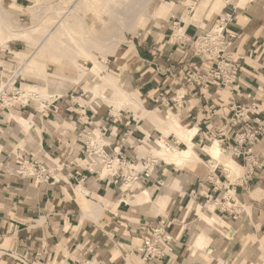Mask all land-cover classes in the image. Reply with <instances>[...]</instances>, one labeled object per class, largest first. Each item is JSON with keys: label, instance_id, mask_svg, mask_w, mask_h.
<instances>
[{"label": "rangeland", "instance_id": "obj_1", "mask_svg": "<svg viewBox=\"0 0 264 264\" xmlns=\"http://www.w3.org/2000/svg\"><path fill=\"white\" fill-rule=\"evenodd\" d=\"M132 1L138 0H129L126 5V10H123V8H121L122 6H120V3L121 5H123V0H117L116 2H114L115 5L113 6L115 7L116 11L118 10L120 12L127 13L133 10V8L135 7L133 6V4L138 3H134ZM145 1L146 0H144V2ZM152 1L157 4L154 8V11L150 10V7L143 11H140L135 18L133 17L134 19L132 18L131 26L129 28L123 29V27L119 25L120 20L117 15L112 14L110 18L102 22L98 18H103V16L100 17L96 16L95 14V11L98 10L99 7H94L92 3H90L89 5L93 8H89L90 6L83 7L82 0H0V25L2 24L8 26L10 24V28L8 26L4 29L2 25L0 26V32L4 29L3 33H0V49H4V51L0 50V87L10 80V82H12L14 86L20 87L21 89L27 91V93L36 94L35 100H38L35 101L36 104H41L40 95H42V98L45 100L44 104H42L41 106H35L32 104V102L30 103L29 106H31L32 109H35V111L31 109L30 116H28L29 113L27 114V134L30 130V127L32 128L37 127V125L39 126V116H37V114H33L39 111H43V113L45 114L47 112V114L54 122L51 124H53V126H55L56 128H75L78 130V132H94V134L97 130H99L103 137L110 136L109 134H106L108 127H110L109 124L111 125L112 130H114V134L117 135L118 138H120V132H123L124 130L140 133V130L138 128H142L145 131L153 129L150 127L147 120V114L149 110L143 109L141 105L140 108L142 110L138 111L136 110L137 107H134L132 105L118 104V100L120 101V99L116 94L117 87L114 86V84H112L111 82H103L102 86H100V89L102 91L100 90L97 94L94 93L93 89L99 82V78L108 76H112L114 77V79H117L119 88H127L128 86H131V88L136 91L139 96H137L131 88H129L127 91H129L130 94L132 93L140 104L142 101L144 107L151 109L155 108L165 116L169 111L178 115L179 118L181 115L184 117L188 116V113H185L186 109H184L185 101L191 99L192 97L198 96L199 91H201L202 89L198 90L197 92L195 91L192 94L187 93L188 95H186V100L184 101V103H182V101L179 105H177L174 109L175 111L170 108L172 106H166L164 104L162 105L160 102H153L152 100V102H150L146 98L147 93H149L147 92L149 87H152L151 89H156L157 93L155 95L159 94L160 92H167V94H165L167 98L176 97L175 94L177 90L182 93H185L186 91L183 85L185 83V76L187 71L184 72L182 69L184 68V66H187V64L184 63V61L187 60L184 58V56L186 53L189 54L190 51H192V47L190 46L188 47V49H186V46L180 43L181 40H174V35L177 34V30L180 29V27H183L182 32L185 31V35H188L187 30L184 27L185 25L188 26L190 24H194L193 26H205L203 21H205L206 19L207 21H211V24L208 25L209 29L215 24V20L218 14L230 10L234 11L233 16L234 14L236 16H239V22H237V24L239 25H243L245 22L244 20H246L243 17V15L245 16L244 13H246V15L248 13H251L255 16L264 15V0H249L245 6H236V4L232 3V0H212L205 11L200 15H198L197 13V6L200 0H197L196 2H191L192 0ZM168 3L173 4L174 7L167 11L166 4ZM175 7L176 9H178L175 10ZM69 8L73 9L72 12H70V16L68 15ZM87 10L89 11V13ZM135 10H133V12ZM255 10H257V12H254ZM173 16L181 18L185 22V24L183 23L182 26H174V23H172ZM61 18H63L64 22L68 26H72L70 28L73 29V31L77 30V33L75 34L77 35L78 39L70 40L65 33L63 34V37L65 36L64 38H54L50 36L49 39V31L56 30L58 28H54V25L58 24ZM85 22L90 28V31L93 33V35L105 38L103 41L104 43L102 42L103 45L96 44V42L89 37V33L85 29H83ZM31 28L35 29V33L38 38L36 42L37 44L35 42L11 36V34L17 30ZM205 30H207V28ZM164 34L167 35V39L171 40L170 44L174 45V51L176 49L175 52L180 54L176 56V58L172 59V55L169 57L168 55H161V52L159 50L155 52L154 46L155 44H162L161 37H163ZM199 34H197V36ZM143 38L145 40L141 43H143V46L145 47V54H147L149 57L141 58V56L137 54L136 44L138 40H141ZM62 39L66 40V44L62 45L61 43H59V41ZM154 39H157V41H153ZM67 43L69 45H67ZM40 45L42 46L41 48H39ZM237 45L238 44L235 43L233 50H231L232 59L236 63H238L239 67L237 80L229 87H212L214 93L220 91L219 94L224 98V102H226V106H228L230 110L226 115L227 119L225 120V125L223 127V130H225L227 136H229L231 132V130L227 129L229 119L234 115L236 110L234 108L236 106H242L245 108L249 107L251 109L250 114L253 118L260 117L258 115L260 113L264 114V45L261 44V48H259L258 50L248 49L242 51V49L240 48L239 52L242 51V55L240 54L239 57H237V53H235L236 49H238ZM80 47H82L83 49L82 52ZM183 51H185L186 53ZM86 53L87 55L85 56ZM87 56L92 57L95 61H97L98 65L101 67V70L95 71L93 60H90ZM191 60L192 61H190L189 63L187 62L188 68H190L189 66H191V64L195 61L194 58ZM176 61H178L177 63L179 65L181 64L183 67L178 68V65H176ZM59 75L60 77L65 76L67 78H74L77 81H62L59 80V78H52L53 76L59 77ZM249 75H251L254 80H256V86L258 87L255 89L254 93H250V90L248 88L242 86V80L245 79V76L247 78V76ZM110 81L114 82V80ZM55 85L57 86L55 87ZM169 86H172V88H169ZM10 90L12 91V89ZM106 90L108 91V94L104 95L103 91ZM49 94L50 96H48ZM152 94L153 93H151L150 95ZM32 97L33 96H31L30 98ZM50 97L53 98L50 99ZM57 97H61V100H64V102H66V105L63 108L61 107V105H59L58 112L55 113L52 112L51 109H53L54 104H56V101L54 99ZM154 100H156V98ZM54 101L55 103H53ZM116 103L120 106L118 107ZM193 104L195 103L192 102L191 105ZM29 106H27V108H29ZM68 107L71 109L67 110ZM212 112V107L209 106L207 113ZM170 115L173 116L172 114ZM159 117L162 118L165 122L163 121L161 123L159 120H156L157 124L161 127H156L153 130L155 133L160 132L164 134V138L157 139L161 140V144H163L162 140L167 141V143L169 144H174L173 139L175 138L176 140H178V138L174 134H172L173 128L169 123V120L164 119L161 116ZM181 121L187 128H192L197 125L192 124L190 126L187 124V121ZM162 127H164L167 132L172 133L165 135ZM169 127H171L172 130L171 128L169 129ZM183 128L185 129V127ZM36 130L39 132V127H37ZM174 133H176L175 130ZM214 135L216 136V133H211L209 140L205 139L204 142L201 143V145L197 144L198 153L200 155V159L197 162V157H194L189 161H185L180 164L183 165L182 168H176L177 172L175 173H173L172 168H169L173 166H169L165 162L169 160L162 158V156L156 150L158 148H155V150L153 148L154 154L162 158L159 159V162H161V164L157 167V170H160L159 174L161 175V178H159V180L162 181L161 185L158 183V181L153 184L164 187L165 191H169V180L168 182L165 181L166 178H169V176L170 178L181 179V177L177 176L179 173H185L187 172V170L192 172L204 171L207 163L211 166L210 169L213 170L215 166H217V163L221 160H223L225 165H229L230 160H233L229 156V154L232 155L230 151H225V153L222 152L223 154H221L220 157H218L215 161L213 160L211 163L207 162L208 158L203 153H208L204 151V148L210 144L213 145V142L215 141V139H217V137H215ZM114 136L109 137L113 140V142H111L112 144L115 143ZM37 138L38 136L36 135V133L34 135L32 134L30 137H27V143H29L28 145L30 147L35 146V141ZM82 138L84 139V137ZM175 144L181 148L185 146L183 142ZM171 147L177 148V146L163 145V147L159 149H166ZM150 149H152V146ZM64 152L67 151L64 150ZM72 152L73 151L69 149V151L65 154L66 157L67 155L69 156L73 154ZM61 153L63 154V152H59L58 156H60L59 154ZM144 154H149L150 157H153V155L150 154L149 150H147ZM16 155L19 156L20 154L16 153ZM29 156L31 158L37 157L35 153H27V159L30 158ZM47 158L48 159L46 160L54 162V159L51 156H48ZM189 162L193 164H188ZM185 164L188 165L185 167ZM1 167H3V165ZM226 168L230 169L231 174L229 173V175L234 183L241 181L243 186H246V195L251 196V198H254L259 203L264 201L263 187H248V184L245 181L246 179L244 178L247 169L243 167L241 170L238 165L232 166V168L231 165H229ZM32 182L34 186V180ZM129 183L130 182H128V184ZM131 184H133V186L129 188L119 186L121 188L120 191L124 193L121 194L118 198L112 200L108 197L114 205L111 204L107 210L103 211L99 223L95 224L91 221H83L84 225L79 231L74 230H76V226L80 225L81 215L77 217L76 221L71 222L72 224L69 221L66 222V225L68 222L71 224V229L69 231H65L63 229L64 227H59L60 225L58 224V219H60V217H58V215H55L52 218L45 217V215L43 214H41V216H35L36 222L33 223L35 224V226L31 228L32 234L37 231L36 235H33L36 236L37 240H35V247L31 243V248H29L30 246L28 247L27 245V251H23L18 247L17 243L16 245H13V239L8 240V245H4V248H0V261H2L3 259L6 260L5 263L1 264H53L59 255L67 254V251H69V249H71L70 253L66 255L65 261H63V263L61 264H68V262L66 261L67 258H70L71 260L73 258H77L80 255L85 256L89 259L98 257L106 260L108 264H123L124 258L128 261V264H143L142 257L139 254L138 249L141 242L146 237L147 232L145 228H141L142 225L138 223L139 219H136L135 216L142 213L145 217V220H148L147 222L156 221L155 215L157 214L163 215L162 217L168 216L164 215L165 213L159 211L156 207V209H144L140 204L135 205L127 203L125 198L133 199V195L138 193L139 189H141L140 186L142 185L141 183L137 182H132ZM77 185L79 184L74 183L73 187L67 192V194L70 193V197L68 196L67 200L69 199L71 201L70 204L68 201V205L71 208H75L81 213L80 206L78 205L79 203L77 204L76 202V197L78 196L81 202L87 201L91 205L101 204L103 206L106 204V201H104L102 198H99V200L98 198L97 200H93L91 199V196H87V198L89 199L87 200L84 195H79V193L75 194V197L74 193H77L79 191L76 190L77 192H74V189ZM182 185L183 184H179L177 180L176 185H173V187L179 188V190L182 191ZM149 186L151 185H142V187H146L147 189H150L152 191L153 188H149ZM233 192L232 194L238 203L237 209L241 212L240 217L243 216L241 222H244L247 219L246 222L256 224L254 205L245 202L242 199L240 192H238V194H236L235 191ZM158 193V191H156L155 193L152 191L153 201ZM121 199L124 200L122 201L123 203H120V206L116 207L115 202ZM211 204H209L210 210H214L211 208L216 207V205L215 203ZM209 205L207 206V210H209ZM48 208L52 212H57L58 209V207L52 203ZM256 208L258 207L256 206ZM117 210L121 212H117ZM121 215L127 218V220L131 221L132 226L127 227V221L121 219ZM43 218L44 221L41 222ZM65 219L67 220V218ZM225 219L226 218H224V220ZM240 219L241 218H239V220ZM220 220L224 221L221 218ZM133 222L136 223L133 224ZM87 224H90L91 227H88L89 225ZM219 225L223 226L227 225V223L225 221L223 222V224L217 223L210 226V228L208 229L218 230V228H220ZM89 228L92 229L90 230ZM252 229L255 230L254 227H252ZM52 233L55 234L53 235ZM51 234L54 238V242L51 238ZM90 235L91 238L95 237L97 240L94 245H89L88 236ZM70 236L72 237V239ZM120 236L122 237L120 238ZM66 237H70L68 246L65 245ZM249 238L252 239H250L248 242V248H244L242 255L238 256V258L233 260V262H227L225 258H221L220 255L217 256H219L220 259H223L226 264H259V255L262 252L254 254V249L251 248V244L260 241L255 239V237L253 238L252 236H250ZM74 242L78 244L74 245ZM260 244L264 252L263 241H261ZM207 248L198 252L195 260L196 262L194 261L195 264H209L208 262H210V260L215 257L213 253H209V250ZM51 250H53L52 254ZM179 251L180 255V253L183 252V248L179 249ZM186 253L187 254H184V256L180 258L173 257L170 264H185L188 260L187 258L189 256V249L186 251ZM150 264L158 263L152 262Z\"/></svg>", "mask_w": 264, "mask_h": 264}, {"label": "crops", "instance_id": "obj_2", "mask_svg": "<svg viewBox=\"0 0 264 264\" xmlns=\"http://www.w3.org/2000/svg\"><path fill=\"white\" fill-rule=\"evenodd\" d=\"M196 1L197 0H192L191 2H196ZM211 2L212 0H200L197 6L198 15L203 13ZM173 7L174 5L171 3L166 4L167 11L172 9ZM177 9L175 7V10ZM254 12H257V10H255ZM225 13H234V11L230 10L220 13L217 15L216 19L219 16L224 15ZM244 14L245 16L243 15V17L246 20H244L245 22L243 25L237 24V22H239V16L238 15L236 16L234 14L233 22H231V24L227 27V30L235 35L234 42L238 44L237 45L238 49H236L235 52L237 53V57L240 56L243 50H248V49L258 50L259 48H261L260 47L261 44L264 45V15L255 16L254 14L251 13H248L247 15L246 13ZM172 18H173L172 23H174V26L175 25L182 26L183 23L185 24V22L181 18H178L176 16L175 17L173 16ZM203 22L205 26L201 25L202 27L198 25L193 26L194 24H190L188 26L185 25L184 27L186 28L188 34L187 36L189 38L194 39L197 36V34H199L201 31L205 30L206 28L208 29L209 27L208 25L211 24V21L210 20L207 21L206 19ZM182 31L183 29L181 28L177 30V34L174 35L175 41L179 39L180 35L182 34ZM161 38H162V44L161 45L155 44L154 46L155 52L159 50L161 52V55L163 54L168 55V57L172 55L171 56L172 59L180 55L179 53L175 52L176 49L174 51V45L170 44L171 40L167 39L166 34H164L163 37ZM144 40H145L144 38L138 40L136 44L137 54H139L141 58L149 57L147 54H145V50H144L145 47L143 46V43H141ZM153 41H157V39H154ZM240 48L242 49L241 52H239ZM190 53L189 54L186 53L184 56V58L187 59L188 61L183 60L184 63L187 64V66L188 63L192 61L191 59H193ZM177 62L178 61H176V65H178L177 66L178 68L183 67L181 64L179 65ZM242 83H243L242 86L248 88L250 90L249 91L250 93H254L255 89L258 88L256 86L257 85L256 80H254V78L251 75L247 76V78L245 76V79L242 80ZM128 87L131 88V86ZM151 88L152 87L148 88L147 92L149 93H147L146 98L150 102L152 101L154 102L157 101L158 94L155 95L157 93L156 89L155 88L151 89ZM169 88H172V86H169ZM133 92H135L136 95L139 96V94L136 91L133 90ZM219 92L217 91L214 93L213 88L209 90L202 89L201 91H199L198 96L186 100L184 109H186L185 113H188V116L184 117L181 115L183 119L181 116L179 118L178 115H176L171 111L168 112L181 122L183 127H185V130H194L195 128L196 132L194 133L191 141L195 149V152L197 154L196 162L200 159V155L197 149V144L201 145V143H203L205 139L209 140L211 133L212 134L217 133L220 129H222L225 125V120L227 119L226 115L228 111H230L229 107L226 106V102H224V98L219 94ZM151 93L153 94L150 95ZM40 98H41L40 105L36 104L35 102L38 100H31L32 104L35 106H41L45 100L42 98V95H40ZM155 98L156 100H154ZM192 102H194L195 104L191 105ZM54 105L57 106L61 105V107L63 108L66 105V102H64V100H61L59 102H56V104ZM140 105L143 109L152 111L156 116L158 117L161 116L166 119V116L160 113L159 111H157L155 108L151 109L144 107L142 101ZM209 106L212 107V111H213L212 113H207ZM170 108L174 110L175 106H172ZM31 109H32L31 106L27 108L17 105L7 110H4L3 112H0V164L3 165V167L0 169V248H4L5 247L4 245H8L7 244L8 240L11 239H13V245H16L17 243L18 247L23 251H27V245L29 247L30 245L33 244V246L35 247L37 240H36V236L33 235H36L37 231H35L32 234L31 228L35 226V224H33L34 222H36L35 216L38 215L41 216V214L45 215V217L48 218L49 217L52 218L55 215H58V217H60V219H58V224L60 225L59 227L61 228L64 227L63 229L65 231H69L71 229V224H72L71 222L76 221L77 217H79L80 215H81L80 225L76 226V230L73 229L74 231H79L83 227L84 222L86 220L97 224L101 220L103 211L107 210L108 207L111 204H113L110 199L114 200L124 193L120 191L121 188L114 183V180L112 178L108 177L103 180H100V178H98L97 175L90 174L88 171H86L88 161L85 156V141L82 138V136H80V132H78L77 129L75 128L65 129L62 127L56 128L55 126H53V124H51L54 122L52 121L51 117L47 114V112L45 114L43 113V111L42 112L39 111L37 113H33V114H37V116H39L40 119L39 121L40 124L39 126L37 125V127H39V132L36 130L37 127H32V128L30 127V130L27 134V114L29 113L28 116H30ZM32 110L35 111V109ZM136 110L139 111V109ZM258 115L261 118H264V114L260 113ZM147 120L151 128L155 129L156 127L158 128L161 127L157 124L156 122L157 119L155 117H151L148 115ZM181 120L187 121L188 122L187 124L190 126L192 124L193 125L197 124V125L192 128H187L182 123ZM109 126L110 127H108L106 134H109L110 136L109 135L108 136L112 137L115 135L114 130H112L110 124ZM138 129L140 130V133L145 136V144L142 145L137 143L134 145L132 149H130V155L132 158H135L136 155L137 156L140 155L139 157H141L142 155H144V153L148 150L149 147L151 148L153 144L154 147L152 146V150L149 148L150 153H154L155 148L159 149L163 147V145L165 146L172 145V146H177V148H181L175 144V143L179 144V142H183L185 144V146L182 148L187 147V143L182 139V137L179 134L176 135L174 132L173 133L167 132V130L164 127H162V129L164 130L165 135L172 133L178 138V140H176L175 138L173 139L174 144H169V143L167 144L165 143L164 140H162L164 144H161L160 139L158 141L153 142L154 138L163 139L164 134L160 132L155 133L153 129L151 130L149 129L147 131L143 130L142 128L141 129L138 128ZM124 132H126V130L120 132V138H118L117 135L114 136L115 143H113V146L121 147V149L124 147L123 141L121 140ZM35 133L38 136V138L35 141L36 144L35 146L30 147L28 145L29 143H27V137H30L32 134L34 135ZM95 135L96 136L94 138L101 143L107 142L110 144L111 142H113L112 138L103 137L99 130L95 132ZM210 146L211 144L204 148V151L208 154L203 153L208 158L207 162L210 161L212 157L209 149ZM69 149L73 151L72 152L73 154L69 156L67 155L66 157L65 154L69 151ZM64 150L67 152H64ZM59 152H63V154L61 153L59 154L60 156H58ZM16 153L24 154L25 157H27V153L30 154L35 153L37 157L31 158L29 156L30 157L29 159H34V160L37 159L44 162L48 166V168L52 169L55 172L54 175L57 178H62V180L55 182L54 184H50L44 188H41L40 186L39 187L35 185L33 186L32 184L33 178H21L19 176L10 175L8 171L17 168L18 166ZM48 156H51L54 159V162L53 161L50 162L46 160L48 159L47 158ZM71 161L75 163V166L70 165L69 168H65L59 175V171L57 172V170L60 169L62 164L68 165L69 162ZM165 162L167 163V165L173 166V167H169L170 169L172 168L173 173L177 172L176 168L183 167L182 165L176 164L175 162H174L175 164L171 161H165ZM218 163L216 170V174L218 175V177L215 179V181L218 182V186H219L218 189L214 190L212 184L207 182V178L210 174L209 168L211 167L207 163L208 166L206 165L204 171L192 172L187 170V172L185 173L181 172L177 175L178 177H181V179L170 178V176L169 178H166L165 181L168 182L169 180L170 183V187H168L169 191H165L164 187H160L158 185L153 184L157 182L159 178H161V175L159 174L160 170L156 169V171L153 174V179L151 181L152 183L151 182L147 183V185H151L149 186V188H153L152 191L154 193L156 191L159 192L156 198L154 199V201L152 199V191L150 189H147L146 187H142L143 185L142 183H141L142 185L140 186L141 189H139L137 194L133 195L134 196L133 199L125 198L127 203H131L135 205L140 204L144 209L157 208L159 211L164 212L165 213L164 215H167L172 221L169 230L174 236L175 240L173 241L172 245L169 246L168 255L161 261L151 260L146 262V264H150L152 262L158 264H164V263L170 264L173 257L174 258L183 257L184 254H187L186 251L188 249H189V256L185 264H195L196 262L195 260L198 252L204 250L207 247L209 253L211 254L213 253V255L215 256L210 260V262H208L209 264H226V262H224L223 259H220L219 256L217 255H220L221 258L222 257L225 258L227 262H231V261L233 262V260L238 258V256L242 255L244 248L245 249L248 248V242L250 239H252L249 238L250 236H252L253 238L255 237V239H257L260 242L263 241V245H264V201L259 203L254 198H251V196L246 195L245 192L246 186H243L241 181L234 183V181L231 180L229 173H227V171L224 168L225 163L223 162V160H221ZM236 163L241 170L243 167L247 169L244 178L246 179L245 181L248 184V187L261 186L264 188V138L255 147L251 163H247L243 157L238 158V160H236ZM188 164H193V163L189 162ZM188 164H185V167ZM56 165H58L59 167H56ZM97 169H100V166L97 167ZM78 170L82 171L84 174H87L88 178L86 181L79 183L78 180L79 178L75 177V172ZM177 180L179 184L181 183L183 184L182 191L179 190V188L173 187V185H176ZM74 183L79 184L74 189V192L76 190H80L86 198L87 196H91V199L93 200L94 199L97 200V198L99 200V198H102L104 201H106V204L103 206L101 204L98 205L93 204V206L100 207V210L98 211L97 219L89 218L90 219L89 220L87 219V217H84L82 215V211L80 213L77 209L71 208L68 205V201L69 204L71 203V201L69 199L67 200V197L68 196L70 197V193L67 194V192L73 187ZM228 187L232 191H235L236 194L240 192V195L245 202L254 205L256 224H253L251 222L249 223L246 222L247 219L244 222H241L243 216L241 217L239 216L237 219H234L233 215L228 213V210H226L225 208L226 205L228 206V201H225L224 199V195ZM143 190L148 191L149 193L148 200H143L139 198ZM193 190L195 191L194 194L191 193ZM87 200L89 199L87 198ZM122 201L124 200L121 199L115 202L116 207L120 206V203H123ZM51 203L55 204L58 207L57 212L50 211L48 207L50 206ZM211 203H215L217 205L215 211L210 210V207L209 210H207V206ZM256 206L258 208H256ZM117 212H121V211L117 210ZM155 216H156L155 220H158L163 215L157 214ZM65 218H67V220ZM135 218L139 219L138 223L141 225H144V223L148 221L147 219L145 220V217L142 213L136 215ZM220 218L222 220L226 218L224 221L227 223V225H223V226L219 225L220 228H218V230L208 229L210 228V226L214 224L217 223L223 224L224 221H221ZM239 218L241 219L239 220ZM121 219L127 221V225H126L127 227L132 226L131 225L132 222L127 220V218H125L124 216L121 215ZM43 221L44 218L42 219L41 222ZM67 221H69L71 224L68 222L66 225ZM135 223L133 222V224ZM87 225H89L88 227H91L90 224ZM252 227H254L255 230L252 229ZM52 234H51V238L53 239L54 242V238ZM70 237H66L65 245L67 246H68V242L70 241ZM121 237L122 236H120V238ZM88 239H89V245L92 244L94 245L97 241L95 237L91 238V235L88 236ZM260 242H257L258 244L257 243L251 244V248L254 249L253 251L254 254H258V252H262L259 255V259H260L259 264H264V252L262 250ZM76 244L78 243L74 242V245ZM29 248H31V246ZM182 248H183V252H181L179 255L180 252L179 249ZM70 250L71 249L67 251V254L70 253ZM52 253L53 250H51V254ZM67 254L59 255L53 264L63 263V261H65ZM75 259H80L82 261H85L89 258L80 255L77 258H73L71 260L70 258H67L66 261L68 262V264H72V261ZM5 262L6 260L3 259L2 261H0V264ZM96 262H104L108 264L106 260L98 257H95L94 259V263ZM123 264H128V261L125 258Z\"/></svg>", "mask_w": 264, "mask_h": 264}, {"label": "built area", "instance_id": "obj_3", "mask_svg": "<svg viewBox=\"0 0 264 264\" xmlns=\"http://www.w3.org/2000/svg\"><path fill=\"white\" fill-rule=\"evenodd\" d=\"M233 20V13H225L215 20V24L211 28L201 31L194 39L187 37L185 31L182 32L179 37V40H181L180 43L186 46V49L190 46L192 47L191 54L192 58L195 59L191 66H189L190 68L184 66L182 69L184 72L187 71L183 85L187 92L182 93L177 90L176 97L174 98H167L165 95L167 92H160L157 97V102H160L162 105L176 107L182 101L184 103L186 95H188L187 93L192 94L204 88L210 89L218 86L229 87L237 80L239 67L238 63L232 59L231 51L235 46V35L227 30V27ZM180 28L182 29L183 27ZM0 50L4 51L2 48ZM25 93L27 94V91L14 86L10 80L7 81V83L0 87V112L17 105L22 107L29 106L34 95H30L29 97H33L27 100ZM54 100L57 102L61 100V97H57ZM70 109L69 107L67 108V110ZM234 109H236L235 113L229 119L227 127V129L231 130L230 135L227 136V133L222 128L214 136L220 141L224 151H230L232 156L237 160L243 157L247 163H251L255 147L264 138V119L260 117L253 118L250 114L251 109L249 107L236 106ZM51 111L57 113L58 106L54 105ZM80 136L84 137L85 141V156L88 161L86 171L90 174L97 175L100 180L110 177L118 186L123 185L124 182H130L129 184L137 182L146 185L152 181L154 172L161 164L158 158L154 156L150 157L149 154H144L141 157H139L140 155H136L135 158L130 156V149L135 144H145V136L141 133H135L134 131L124 132L121 138L124 146L122 149L107 142L98 147L93 146L91 139L96 136L94 132H80ZM157 140V138H154L153 142ZM17 160V168L8 171L12 176L33 178L34 185L37 187L40 186L41 188L62 180V178H57L54 175L55 172L40 160L27 159L24 154L17 156ZM113 160H118L126 165V168L123 169L121 167L105 176L101 175V172L103 173L106 166ZM137 160L140 161V167L132 168ZM213 160L215 161L216 159L211 157V160L208 162L211 163ZM70 165L75 166V163L71 161L68 165L62 164L60 169L57 170L59 171V175L65 168H69ZM1 166L0 164V169L2 168ZM99 166L100 169H97ZM56 167L59 166L56 165ZM216 170L217 166L213 170L210 169V174L207 178V182L212 184L214 190L219 187L218 182L215 181L218 177ZM75 177L79 178V183L86 181L88 178L87 174H84L80 170L75 172ZM157 181L161 185L162 181ZM232 192L229 187L225 192L224 199L228 201V206L226 205L225 208L229 214L233 215L234 219H237L241 212L237 209L238 203ZM191 193L194 194L195 191L193 190ZM171 224L172 221L169 217H161L156 221L146 222L141 226L147 232L146 237L138 249L143 264L151 260L161 261L168 255L169 246L175 240L169 230ZM94 259L91 258L85 261L75 259L72 261V264H94Z\"/></svg>", "mask_w": 264, "mask_h": 264}, {"label": "bare ground", "instance_id": "obj_4", "mask_svg": "<svg viewBox=\"0 0 264 264\" xmlns=\"http://www.w3.org/2000/svg\"><path fill=\"white\" fill-rule=\"evenodd\" d=\"M117 0H82V5H83V7H85V6H87V7H89L90 5V3H92V5H94V7H99V9L98 10H96L95 11V14H96V16H103V18H98L100 21H106L108 18H110L111 17V15L112 14H115V15H117V17L119 18V20H120V22H119V25L120 26H122L123 27V29H125V28H129L130 26H131V23H132V18L134 17H136L138 14H139V12L140 11H143V10H145V9H148L149 7V9L150 10H154V8L156 7V3L154 2V1H152V0H146L145 2H144V0H138V1H132V2H134V3H137V4H133V6H135L134 8H133V10H135L134 12H133V10L132 11H129V12H120V11H116L115 10V7L113 6V5H115V3L114 2H116ZM129 1V0H128ZM128 1L127 0H123V5H121V3H120V6H122L121 8H123V10H126L127 8H126V5H127V3H128ZM152 1V2H151ZM249 0H232V3L233 4H236V6L238 5H240V6H245L246 4H247V2H248ZM148 2V3H147ZM94 3V4H93ZM130 5H131V3H130ZM3 7V6H2ZM89 8H93V7H89ZM129 8H132V7H129ZM75 9V8H74ZM87 9V8H86ZM72 10L73 9H70L69 8V13H68V15L70 16L71 14H70V12H72ZM88 11V10H87ZM88 13H89V11H88ZM93 13V12H92ZM128 13H130V14H128ZM6 16V15H5ZM4 17V16H3ZM3 17H2V19H3ZM65 17V16H64ZM66 17H67V14H66ZM133 18V19H134ZM72 19V18H71ZM74 19V18H73ZM2 21V20H1ZM85 21V20H84ZM3 22V21H2ZM7 22V21H6ZM10 22V21H9ZM11 23V22H10ZM2 25V24H1ZM0 25V26H1ZM10 25V24H9ZM8 25V26H9ZM118 25V26H119ZM3 26V28L5 29V28H7L8 26H5V25H2ZM57 28L56 30H50L49 31V39H50V36H52V37H54V38H64L63 37V34L65 33V34H67V37H68V39H70V40H76V39H78L77 38V35L75 34V33H77V30L76 31H73V29H71L70 27H72V26H68L65 22H64V20H63V18H61L60 19V21L58 22V24H56V25H54V28ZM9 28H10V26H9ZM47 28V27H46ZM51 28H52V25H51ZM74 28V27H73ZM4 29L1 31L2 33H3V31H4ZM77 29V28H76ZM83 29H85L88 33H89V37L91 38V39H93L95 42H96V44H102V42L104 41V37H97L96 35H93V33L90 31V28L87 26V24H86V22H85V25H84V27H83ZM15 30V29H14ZM8 31V30H7ZM11 31V30H10ZM37 31V30H36ZM0 32V33H1ZM85 32V31H84ZM45 33H47V32H45ZM10 35V34H9ZM11 36H13V37H17V38H20V39H24V40H28V41H31V42H37V40H38V38H37V36H36V33H35V29L34 28H31V29H21V30H17V31H15V32H13L12 34H11ZM7 37H10V36H7ZM41 37V36H40ZM46 37V36H45ZM48 37H47V39H48ZM81 38V37H80ZM84 38V37H83ZM85 39V38H84ZM82 40V39H81ZM5 41V40H4ZM91 41V40H90ZM89 41V42H90ZM47 42V41H46ZM66 42V40H64V39H62V40H60L59 41V43H61L62 45H64V44H66L65 43ZM74 42V41H73ZM87 42V41H86ZM106 42V41H105ZM76 43V42H75ZM104 43V42H103ZM37 44V43H36ZM42 44V43H41ZM67 45H69L68 43H67ZM83 45H84V43H83ZM88 45H89V43H88ZM103 45V44H102ZM42 46L40 45L39 46V48H41ZM59 47V46H58ZM88 47V46H87ZM80 49H81V52H82V47H80ZM92 49V48H91ZM61 50V49H60ZM90 50V49H89ZM92 51V50H91ZM87 55V53L85 54V56ZM90 56V55H89ZM88 57V56H87ZM86 57V58H87ZM90 60H93V62H94V69H95V71H98V70H101L100 68V66L98 65V62L97 61H95L92 57H88ZM87 58V59H88ZM88 59V60H89ZM38 66V65H37ZM66 69V68H65ZM97 69V70H96ZM85 71V70H84ZM101 72V71H100ZM82 73V72H81ZM61 75V74H60ZM60 75H59V77H55V76H51L52 78H59V80H62V81H71V82H75V81H77L76 79H74V78H67V77H65V76H61L60 77ZM117 78V77H116ZM110 80H114V82H112V81H110ZM99 82L97 83V85H96V87L93 89L94 90V93H98L101 89V87L100 86H102V84H103V82H111L112 84H114V86H116L117 87V96H119V99H120V101L118 100V104H120V105H123V104H126V105H132V106H134V107H137V109H139V110H142L141 108H140V103L138 102V100L134 97V95L131 93H129V91H127L128 89H129V87H127V88H123V87H118V81H117V79H114V77H112V76H108V77H101V78H99V80H98ZM99 85V86H98ZM57 85H55V87H56ZM104 86V85H103ZM56 89V88H55ZM102 91V90H101ZM50 93H52V92H50ZM103 94L104 95H107L108 94V91L106 90V91H103ZM30 95H34V97L32 98V100H35V97H36V94H33V93H27V100H28V98H30L29 96ZM52 95V94H51ZM48 96H50V94L48 95ZM51 98H53V97H50V99ZM43 104H44V102H43ZM113 104V103H112ZM117 104V103H116ZM117 104V106L119 107L120 105H118ZM148 115L149 116H151V117H155L157 120H159L161 123L164 121L162 118H160V117H158V116H156L155 114H154V112H152V111H149L148 112ZM165 119V118H164ZM166 119H168L169 120V123L171 124V126H172V128H173V132H174V130L176 131V135L177 134H179L181 137H182V139L187 143V147L186 148H173V147H171V148H166V149H156L157 150V152L162 156V158H164V159H166V160H169V161H172L173 163L175 162L176 164H182L183 162H185V161H189L190 159H192V158H196L197 157V154H196V152H195V149H194V147H193V144H192V137H193V135H194V133L196 132V130H195V128H194V130H185L183 127H182V125H181V123H180V121L177 119V118H175L174 116H171L170 115V113H168L167 115H166ZM165 122V121H164ZM167 124V123H166ZM169 124V125H170ZM171 127H169V129H170ZM172 128H171V130H172ZM179 139H180V137H179ZM159 140V139H158ZM157 140V141H158ZM91 142H92V144H93V146H96V147H98V146H100V145H102L103 143H101V142H99V141H97V139H95L94 137L91 139ZM164 144V143H163ZM161 145V144H160ZM169 146V145H168ZM162 148V147H161ZM210 154L212 155V157L213 158H215V159H217L218 157H220V155L221 154H223L222 152H224L225 153V151H224V148H223V146L221 145V143H220V141L218 140V139H215V141L213 142V145H211L210 146ZM149 150V149H148ZM152 150V149H151ZM156 153V152H155ZM150 154H152L155 158H158V159H162L160 156H157L156 154H154V153H150ZM229 156L231 157V159H233V160H230V162H229V165H231V168H232V166H236L237 164L235 163L236 162V158L234 157V156H232V155H230L229 154ZM235 161V162H234ZM174 163V164H175ZM140 161H139V163L138 162H136L134 165H133V167L132 168H139L140 167ZM229 165H225V170L227 171V173H230L231 174V171H230V169H228V168H226L227 166H229ZM183 166V165H182ZM123 168V169H125L126 168V165H124V164H122L121 162H119L118 160H113V161H111L110 162V164L109 165H107L106 166V168H105V170H104V172L102 173L101 172V175H103V176H105V175H107V174H109L111 171H113V170H116V169H118V168ZM121 186H124L125 188H129V187H132L133 186V184H128V183H123V185H120V187ZM77 192V191H76ZM79 193V195H84L80 190L77 192V193H74V194H78ZM139 198L140 199H143V200H148L149 199V193H148V191L147 190H143V192H142V194L139 196ZM151 198V197H150ZM76 199H77V202L79 203V205H80V207H81V211H82V215L84 216V217H87V219H89V218H93V219H97V217H98V211L100 210V207L99 206H93V205H91L90 203H88L87 201H82L81 202V200L79 199V196L78 197H76ZM216 205V204H215ZM213 206V205H212ZM210 207V206H209ZM216 207H217V205H216ZM216 207H212L211 209H214V211H215V209H216ZM99 219V218H98ZM90 220V219H89ZM104 262H97L96 264H103ZM95 264V263H94ZM104 264H106V263H104Z\"/></svg>", "mask_w": 264, "mask_h": 264}]
</instances>
